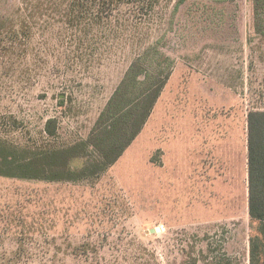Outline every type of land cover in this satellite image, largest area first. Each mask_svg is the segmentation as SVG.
Segmentation results:
<instances>
[{
  "label": "rangeland",
  "instance_id": "rangeland-1",
  "mask_svg": "<svg viewBox=\"0 0 264 264\" xmlns=\"http://www.w3.org/2000/svg\"><path fill=\"white\" fill-rule=\"evenodd\" d=\"M178 1L77 31L55 0H0V38L18 35L0 51V114L20 123L0 129L14 142L86 138L137 54L155 45L173 60L145 126L97 181L0 176V264H250L246 114L264 109V38L251 0Z\"/></svg>",
  "mask_w": 264,
  "mask_h": 264
},
{
  "label": "trees",
  "instance_id": "trees-1",
  "mask_svg": "<svg viewBox=\"0 0 264 264\" xmlns=\"http://www.w3.org/2000/svg\"><path fill=\"white\" fill-rule=\"evenodd\" d=\"M165 1L55 0L53 9L77 31L95 25L121 29L126 23L149 19ZM251 2L254 31L264 38V0ZM15 29H6L10 38H0V51L14 48L18 36ZM172 67L173 60L156 52L155 45L146 46L126 68L86 138L71 143L21 144L0 129V176L48 182L97 181L145 126ZM58 100L63 101L61 95ZM5 122L12 131L20 125L14 115L0 114V124ZM54 125V118L47 119L44 132L52 135ZM246 183L248 214L257 230L249 239L250 264H256L264 252V109H251L246 114ZM80 246L89 249L91 244Z\"/></svg>",
  "mask_w": 264,
  "mask_h": 264
},
{
  "label": "crops",
  "instance_id": "crops-1",
  "mask_svg": "<svg viewBox=\"0 0 264 264\" xmlns=\"http://www.w3.org/2000/svg\"><path fill=\"white\" fill-rule=\"evenodd\" d=\"M222 155L225 156L224 153ZM223 171H224V169H222L221 172H219V173L221 174V173H223Z\"/></svg>",
  "mask_w": 264,
  "mask_h": 264
},
{
  "label": "water",
  "instance_id": "water-1",
  "mask_svg": "<svg viewBox=\"0 0 264 264\" xmlns=\"http://www.w3.org/2000/svg\"><path fill=\"white\" fill-rule=\"evenodd\" d=\"M154 230H158V228L156 227Z\"/></svg>",
  "mask_w": 264,
  "mask_h": 264
}]
</instances>
